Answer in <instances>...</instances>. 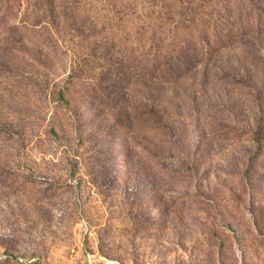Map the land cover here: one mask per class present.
<instances>
[{"label": "rangeland", "instance_id": "1", "mask_svg": "<svg viewBox=\"0 0 264 264\" xmlns=\"http://www.w3.org/2000/svg\"><path fill=\"white\" fill-rule=\"evenodd\" d=\"M0 264H264V0H0Z\"/></svg>", "mask_w": 264, "mask_h": 264}]
</instances>
